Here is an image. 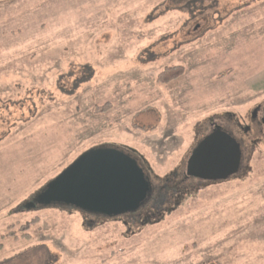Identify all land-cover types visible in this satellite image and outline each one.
Masks as SVG:
<instances>
[{
  "label": "rangeland",
  "instance_id": "rangeland-1",
  "mask_svg": "<svg viewBox=\"0 0 264 264\" xmlns=\"http://www.w3.org/2000/svg\"><path fill=\"white\" fill-rule=\"evenodd\" d=\"M190 2L0 0V264H264V137L239 134L237 178L181 181L211 123L246 128L264 104V0ZM108 146L144 160L154 198L178 192L132 223L23 209Z\"/></svg>",
  "mask_w": 264,
  "mask_h": 264
},
{
  "label": "water",
  "instance_id": "water-1",
  "mask_svg": "<svg viewBox=\"0 0 264 264\" xmlns=\"http://www.w3.org/2000/svg\"><path fill=\"white\" fill-rule=\"evenodd\" d=\"M261 123L264 129V107ZM210 132L191 150L185 164L186 178L213 183L239 171L242 154L238 142L218 125ZM151 190L149 175L136 158L114 147H98L77 157L23 209L69 207L118 218L143 207Z\"/></svg>",
  "mask_w": 264,
  "mask_h": 264
},
{
  "label": "flooded vegetation",
  "instance_id": "flooded-vegetation-1",
  "mask_svg": "<svg viewBox=\"0 0 264 264\" xmlns=\"http://www.w3.org/2000/svg\"><path fill=\"white\" fill-rule=\"evenodd\" d=\"M264 105V104H263ZM263 105H257V107L255 108V111L253 112V114H251V116L249 117V120H248V125H247V127L245 128V127H239L238 129L236 128V126H232V127H228V126H223V127H221L220 126V129H221V131H225L226 133H228L236 142H238V144H239V146H240V152H241V154H242V157H243V153H242V151H243V149H244V147H246V145L244 144V142H242V139L241 138H239V134H240V136L242 137V136H247V134H246V132L248 133V132H250L251 134H260L262 137H264V129H263V125H262V123H261V114H262V108L264 107ZM216 125H219L218 123H211L209 126H211V128H210V131L212 130V128L213 127H215ZM209 133H211V132H209ZM208 133V134H209ZM207 134V135H208ZM242 157H241V159H242ZM240 165H241V162H240ZM239 172H243V166H240V169H239V171L237 172V173H239ZM237 176V174L235 175V176H233V177H231V178H237L236 177ZM193 179V178H192ZM184 180H189V178H186L185 177V173H184V176L182 177V182L184 181ZM170 181V180H169ZM180 181V183H182ZM197 181H199V180H197ZM172 182H174V180H172ZM200 183H202V182H204V181H199ZM208 183V182H207ZM177 184V183H176ZM204 184H206V182L204 183ZM178 185V184H177ZM151 187H152V190H151V192H152V195H153V183H152V181H151ZM172 187V186H171ZM173 188V190H170L169 191V194H171V195H169L170 197L171 196H175V194H176V192H178L177 190H178V188H179V186H173L172 187ZM156 191H157V189H156ZM165 192V191H164ZM167 193V192H166ZM156 194V197L157 196H159L160 198L159 199H157V200H154L155 198H154V196H152L151 198V200H150V198L148 199V203L149 204H151V206H150V208H152L153 210H155L156 209V205L157 204H164V202H166L167 200H169V198L170 197H168L167 199H165L166 197L163 195V194H159L158 195V192L157 193H155ZM183 194V192H181L180 193V197H182L181 195ZM154 198V199H153ZM161 199V200H160ZM160 200V201H159ZM158 201V202H157ZM163 201V202H162ZM153 202V203H152ZM140 216H139V211H136V212H134V214H127V215H124V216H122V219H120V220H122L123 221V218L124 219H126V220H129L130 222L129 223H132L133 221H132V219H134V220H137L138 218H139ZM151 217H153L151 214H150V212L149 211H147L146 212V215H143V217H142V219H141V221L144 219L145 220V222L146 221H149L150 219H151ZM113 219V218H112ZM144 222V221H143ZM144 222V223H145Z\"/></svg>",
  "mask_w": 264,
  "mask_h": 264
},
{
  "label": "trees",
  "instance_id": "trees-1",
  "mask_svg": "<svg viewBox=\"0 0 264 264\" xmlns=\"http://www.w3.org/2000/svg\"><path fill=\"white\" fill-rule=\"evenodd\" d=\"M194 3L193 0H191L190 4ZM184 74V68L182 66H177V65H174V66H171V67H166L159 75H158V78H157V83L158 85L160 86H172L174 85V83L176 81H178V79H180ZM84 77H86L84 79ZM82 80H77L76 81V87L78 86V84H82L86 81L89 80V77L90 76H84ZM110 108V106L108 105V103L102 107V108H98L96 110V112H106V110H108ZM134 128L137 130V129H140V130H143V131H150V132H153L154 129H155V126H153L152 128H145V127H142V128H139L137 126H134ZM126 152L129 156H132L133 158H136L140 164L141 167H144V163L141 164L140 161H144L143 159H140L137 154H136V151H134L133 149H127ZM38 223V220L37 219H34L32 220L30 223H27L23 226H20L19 227V231L22 233V238L25 239V240H29V235H28V230L30 229V227L34 224ZM9 237H14V233H9L8 234Z\"/></svg>",
  "mask_w": 264,
  "mask_h": 264
}]
</instances>
